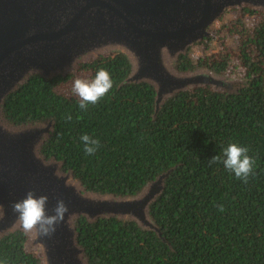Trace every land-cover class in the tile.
<instances>
[{"label": "trees", "instance_id": "1", "mask_svg": "<svg viewBox=\"0 0 264 264\" xmlns=\"http://www.w3.org/2000/svg\"><path fill=\"white\" fill-rule=\"evenodd\" d=\"M232 13L196 45L207 51L214 42L217 53L195 56L190 48L175 69L235 76V91H181L156 112L153 87L126 83L130 64L113 53L79 65L77 75L31 76L5 99L10 123H52L40 154L62 162L61 170L86 191L131 197L170 171L149 206L158 233L116 218L76 221V242L88 264H264V15L246 7ZM100 68L110 73L113 88L87 112L75 94L56 91L94 78ZM84 134L100 142L93 155L84 152ZM230 143L247 147L255 161L247 184L222 163L209 164L216 155L223 159ZM26 240L20 230L1 238L0 264H41L24 250Z\"/></svg>", "mask_w": 264, "mask_h": 264}, {"label": "water", "instance_id": "2", "mask_svg": "<svg viewBox=\"0 0 264 264\" xmlns=\"http://www.w3.org/2000/svg\"><path fill=\"white\" fill-rule=\"evenodd\" d=\"M244 7L264 14V0H0V239L20 230L27 237L24 250L34 251L41 264H88L76 242L77 220L116 218L158 233L149 206L170 171L131 197L86 191L70 171L61 170L62 162L40 154L52 123H10L3 115L5 99L31 76L65 77L101 48L127 58L131 71L126 83L153 87L156 112L181 91H218L221 85L235 91V83L204 70L178 72L175 63L210 36L208 28L225 10ZM28 191L48 197V215H54L58 199L68 206L50 237L25 232L12 210Z\"/></svg>", "mask_w": 264, "mask_h": 264}, {"label": "clouds", "instance_id": "3", "mask_svg": "<svg viewBox=\"0 0 264 264\" xmlns=\"http://www.w3.org/2000/svg\"><path fill=\"white\" fill-rule=\"evenodd\" d=\"M113 88V80L110 73L100 68L92 79L77 78L73 81L72 92L79 98L78 107L87 112L89 105H96ZM67 121L72 120L71 115H67ZM84 144L86 155H93L98 150L100 142L91 136L84 134L80 137ZM249 149L241 147L235 143H230L223 151L222 156H214L209 164L222 163L224 168L232 173L236 179L247 184L250 176L254 174L255 161L248 155ZM48 197L45 195L35 196L32 191H28L25 198L12 205L14 213L18 214V220L25 232L36 231L41 237H50L56 231V226L60 224L68 213V206L64 200L58 199L53 209L54 215H48L46 205ZM220 212L224 211L223 206H219ZM4 214V208L0 205V216Z\"/></svg>", "mask_w": 264, "mask_h": 264}, {"label": "rangeland", "instance_id": "4", "mask_svg": "<svg viewBox=\"0 0 264 264\" xmlns=\"http://www.w3.org/2000/svg\"><path fill=\"white\" fill-rule=\"evenodd\" d=\"M232 10H236L237 12V15L240 14V12L238 11V9H227L224 11V13L219 17L218 20H216L214 22V24L212 26H210L208 28V32L210 33V36L204 38V39H207L211 36H213V33L220 28V26L224 25V24H228L230 22V20L232 19ZM263 14V13H262ZM264 15V14H263ZM250 21L248 22H251L252 21V18H249ZM203 39V40H204ZM203 40H201L199 43H201ZM199 43L193 45L192 47H189L188 49L192 48V53L193 55L195 56H201V55H209V53H217L218 52V49L215 47L214 45V42H211L209 44V47H208V50L207 51H204L202 48H197L196 45H198ZM104 49L105 48H101L100 50L98 51H95L93 54H94V57L91 58V60H93L94 58H96L97 56L99 55H108L104 53ZM91 55V54H90ZM80 60V58L78 59ZM90 61V60H88ZM83 64V62H80L78 63L74 68H72L71 72H69L68 74H72V75H77L78 73V69H79V65ZM198 70H204V71H208V70H205V69H201V68H198ZM196 72V71H194ZM210 72V71H209ZM215 78L219 79V81H223L224 83H226V81L230 84L232 83H235L237 81V78L235 76H230V75H227V74H219V75H215L214 73L210 72ZM233 87V85L231 86ZM56 91L60 94H63V95H69L72 92V84L69 83L67 85H59L56 87ZM218 91H222V92H228V91H231L229 90L228 88H226L225 85H221V87H219V90ZM33 254H35L34 251H32Z\"/></svg>", "mask_w": 264, "mask_h": 264}]
</instances>
